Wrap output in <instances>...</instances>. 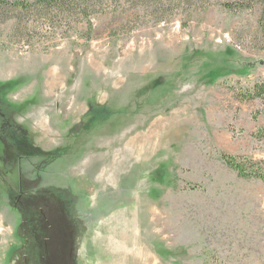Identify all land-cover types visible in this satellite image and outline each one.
I'll return each instance as SVG.
<instances>
[{
  "label": "rangeland",
  "instance_id": "obj_1",
  "mask_svg": "<svg viewBox=\"0 0 264 264\" xmlns=\"http://www.w3.org/2000/svg\"><path fill=\"white\" fill-rule=\"evenodd\" d=\"M230 1L0 24V264H264V183L222 159L264 161V7Z\"/></svg>",
  "mask_w": 264,
  "mask_h": 264
},
{
  "label": "trees",
  "instance_id": "obj_2",
  "mask_svg": "<svg viewBox=\"0 0 264 264\" xmlns=\"http://www.w3.org/2000/svg\"><path fill=\"white\" fill-rule=\"evenodd\" d=\"M0 0V24L13 22L15 32L31 31L34 22H44L48 29L58 28L60 24L85 23L92 32V20L104 13L117 12L135 1L153 3L157 12L166 8L165 0ZM125 2V3H124ZM256 2L264 7V0L230 1L223 6L230 11L253 9ZM138 4V3H136ZM139 10L138 7L133 8ZM36 20V21H35ZM71 29V28H70ZM34 32V31H32ZM246 100L264 99V83L258 84L253 91L244 95ZM224 163L244 179H256L264 183V161L259 164L228 155H222Z\"/></svg>",
  "mask_w": 264,
  "mask_h": 264
},
{
  "label": "bare ground",
  "instance_id": "obj_3",
  "mask_svg": "<svg viewBox=\"0 0 264 264\" xmlns=\"http://www.w3.org/2000/svg\"><path fill=\"white\" fill-rule=\"evenodd\" d=\"M159 126H161V125L159 124ZM149 133H150V132H149ZM148 135H149V134H148ZM152 135H153V134H152ZM150 136H151V135H150ZM140 138H141V137H140ZM140 138H139V139H140ZM149 138H151V137H149ZM143 139H144V138H143ZM145 139H146V138H145ZM145 139H144V140H145ZM140 140H141V139H140ZM149 140H150V139H149ZM146 142H147V141H146ZM149 216H150V215H149ZM156 218H157V216H156ZM158 221L160 222V219H159ZM158 221H157L156 224H158ZM133 242H134V241H133ZM127 246H128V245H127ZM134 248H135V247H134Z\"/></svg>",
  "mask_w": 264,
  "mask_h": 264
}]
</instances>
